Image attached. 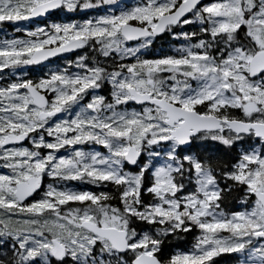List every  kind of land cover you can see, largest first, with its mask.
Masks as SVG:
<instances>
[{
	"label": "snow or ice",
	"instance_id": "snow-or-ice-1",
	"mask_svg": "<svg viewBox=\"0 0 264 264\" xmlns=\"http://www.w3.org/2000/svg\"><path fill=\"white\" fill-rule=\"evenodd\" d=\"M2 24L0 264H264V0H0Z\"/></svg>",
	"mask_w": 264,
	"mask_h": 264
},
{
	"label": "trees",
	"instance_id": "trees-1",
	"mask_svg": "<svg viewBox=\"0 0 264 264\" xmlns=\"http://www.w3.org/2000/svg\"><path fill=\"white\" fill-rule=\"evenodd\" d=\"M73 18H77V19H79V18H83V17H80V16H76V17H73ZM50 19H52V17H49L48 18V20H50ZM48 20H45V21H43L42 23H30V25H28L29 27H34V26H36V25H38V24H44V23H47L48 22ZM4 31H8V32H10L11 31V28H10V26L9 25H6L5 26V28L3 29ZM16 35H22L21 33H16ZM167 47V46H166ZM158 50V49H157ZM74 56H66V57H61V58H59V59H56V60H54V61H52V64H55V63H58V62H60L61 60H64V59H67V58H73ZM35 74V75H40L41 74V72H40V70H39V68L37 67V66H29V74L31 75V74ZM3 81L2 80H0V83H2ZM131 106H134V105H130V107ZM233 207H234V205H233ZM225 259H230V257H228L227 255L225 256Z\"/></svg>",
	"mask_w": 264,
	"mask_h": 264
},
{
	"label": "rangeland",
	"instance_id": "rangeland-1",
	"mask_svg": "<svg viewBox=\"0 0 264 264\" xmlns=\"http://www.w3.org/2000/svg\"><path fill=\"white\" fill-rule=\"evenodd\" d=\"M131 2H135V0H131ZM89 15H91L92 13H88ZM25 23H27V26L28 25H30V22H25ZM6 25H9L10 26V28H11V31L10 32H8V31H4L3 29L5 28V26ZM35 27V26H34ZM5 33H7V34H9V35H12L13 34V26L11 25V24H2V25H0V38H3V36H4V34ZM22 34V33H21ZM75 56V55H74ZM74 58V57H73ZM63 62V60H61L60 62H58V63H62ZM55 64H57V63H55ZM55 64H53V65H55Z\"/></svg>",
	"mask_w": 264,
	"mask_h": 264
},
{
	"label": "water",
	"instance_id": "water-1",
	"mask_svg": "<svg viewBox=\"0 0 264 264\" xmlns=\"http://www.w3.org/2000/svg\"><path fill=\"white\" fill-rule=\"evenodd\" d=\"M49 18V17H48ZM46 19L45 18H43V17H36V18H32L31 19V21L30 22H32V23H42L43 21H45ZM78 51V50H77ZM76 53L75 52H73V53H71V54H62L60 57H64V56H74ZM59 57V58H60ZM51 59V61H54V60H56V59H58V58H56V57H53V58H50Z\"/></svg>",
	"mask_w": 264,
	"mask_h": 264
}]
</instances>
